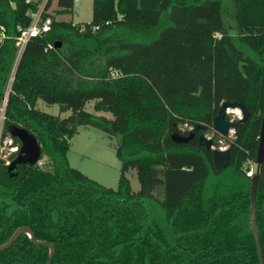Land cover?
Here are the masks:
<instances>
[{
	"label": "trees",
	"instance_id": "16d2710c",
	"mask_svg": "<svg viewBox=\"0 0 264 264\" xmlns=\"http://www.w3.org/2000/svg\"><path fill=\"white\" fill-rule=\"evenodd\" d=\"M52 1L41 12L49 30L17 56L14 37L41 0H0L10 35L0 45L1 138L15 124L41 151L13 168L0 158V244L28 226L54 244L50 264H260L249 226L255 172L245 165L256 162L264 110V0H91L88 22L56 19L74 0H55L56 15ZM39 99L70 114L43 112ZM89 101L111 117L86 111ZM224 101L249 116L232 120V138L222 135L230 160L215 168L198 136L212 132L219 146L213 120ZM78 126L115 140V189L70 165ZM190 130L187 142L171 138ZM255 208L264 264V161ZM48 252L23 233L0 264H45Z\"/></svg>",
	"mask_w": 264,
	"mask_h": 264
},
{
	"label": "rangeland",
	"instance_id": "374dc122",
	"mask_svg": "<svg viewBox=\"0 0 264 264\" xmlns=\"http://www.w3.org/2000/svg\"><path fill=\"white\" fill-rule=\"evenodd\" d=\"M42 1V0H41ZM42 3V2H41ZM40 5H43L41 4ZM39 5V6H40ZM58 8L56 1L53 0L48 10L50 13L55 14ZM72 12L66 14L56 15V19L72 20L73 22H88L91 20L92 14V1L91 0H74ZM36 108L39 110L59 116L66 117L70 114V110L61 111L58 104H47L42 100H38ZM84 109L88 112L105 115L106 117H111L109 112H97L93 109V101H89L85 104ZM239 113V114H237ZM228 117L233 120L235 118H240L241 113L234 111L229 113ZM3 120H0V134L2 131ZM215 132H217L214 129ZM217 138L219 146H214V148L227 149V144L222 138V134L217 132ZM214 133L208 132L206 135L212 137ZM226 138L233 137V130L229 131ZM10 136L4 139L0 138V158L8 160L10 155V147L14 143H9ZM70 146L68 151V160L72 167L80 170L82 173L88 177L96 180L100 184L115 189L118 182V177L120 173V162L116 157L115 153V140L110 138L105 132L91 127V126H78L77 132L70 139ZM45 160L39 161L41 165ZM248 167V175L256 170V162L249 161L246 163L245 167ZM131 187L134 191H137L140 187L139 182L136 177L134 169H130L126 173Z\"/></svg>",
	"mask_w": 264,
	"mask_h": 264
},
{
	"label": "water",
	"instance_id": "95a60500",
	"mask_svg": "<svg viewBox=\"0 0 264 264\" xmlns=\"http://www.w3.org/2000/svg\"><path fill=\"white\" fill-rule=\"evenodd\" d=\"M6 106V100L3 106L0 108V116L1 112H4ZM237 109L241 113V117L239 119L246 120L249 116V113L246 107L240 102H230L224 101L221 103L217 115L214 117L213 120V128L222 135L228 134L229 131L232 129V120L227 118L229 113H233L232 110ZM203 128V126L196 124L194 130ZM7 132L12 138H17L20 142V148L15 156V158L8 163L10 168H13L17 164H34L38 162L41 151L40 146L37 143L35 137L29 133L25 128L17 126L15 124H10L7 126ZM194 136V131H191L188 135H181L177 132L171 135V138L175 142H187L190 138ZM198 141L201 145H204L207 149H211L212 151V161L215 168H224L227 166L230 160V152L227 149L222 148H214L213 140L210 137H207L205 134L201 133L198 136ZM264 161V110L262 114V123L260 129V137H259V144L257 149V159H256V170L254 175L251 178L250 184V214H249V226L253 233L257 254L259 258V263L263 264V259L261 255L260 243H259V236H258V227L255 218V197L258 185V178H259V169L261 163ZM26 233L34 244L43 245L48 247V257L45 264H50L54 253V244L45 241V240H37L34 237V233L28 226H21L17 228L13 234L9 237L7 241L0 244V251L8 248L21 234Z\"/></svg>",
	"mask_w": 264,
	"mask_h": 264
},
{
	"label": "built area",
	"instance_id": "2783aa9c",
	"mask_svg": "<svg viewBox=\"0 0 264 264\" xmlns=\"http://www.w3.org/2000/svg\"><path fill=\"white\" fill-rule=\"evenodd\" d=\"M46 1L47 0L41 1L42 2L41 4L43 5L39 4L40 6H38L37 10H35L36 12L31 13V16H32L31 23L25 28H19V34L16 37H14L15 45L17 47V56H19L22 53L26 43L31 37H35L39 35L40 33L46 32L49 30L50 24H51V18L46 17L43 20L41 18V12H42V9ZM8 38H10V35L7 33L6 27L0 24V45L2 44L4 40ZM0 138H1V134H0ZM9 143L10 144L13 143L12 139L9 140ZM18 150L19 149H18L17 144H14L10 147L11 153L18 152ZM6 163H9V161H7Z\"/></svg>",
	"mask_w": 264,
	"mask_h": 264
},
{
	"label": "bare ground",
	"instance_id": "6f19581e",
	"mask_svg": "<svg viewBox=\"0 0 264 264\" xmlns=\"http://www.w3.org/2000/svg\"><path fill=\"white\" fill-rule=\"evenodd\" d=\"M232 111H233V112H234V111H235V112H236V111L238 112L237 109H234V110H232ZM237 114H239V113H237ZM1 119H3V112H1L0 120H1Z\"/></svg>",
	"mask_w": 264,
	"mask_h": 264
},
{
	"label": "flooded vegetation",
	"instance_id": "af4514ba",
	"mask_svg": "<svg viewBox=\"0 0 264 264\" xmlns=\"http://www.w3.org/2000/svg\"><path fill=\"white\" fill-rule=\"evenodd\" d=\"M191 131H193V130H190L189 133H190ZM189 133H188V134H189ZM185 136H186V135H185Z\"/></svg>",
	"mask_w": 264,
	"mask_h": 264
}]
</instances>
